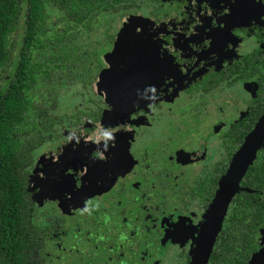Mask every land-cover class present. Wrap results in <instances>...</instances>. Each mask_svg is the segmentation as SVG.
Returning a JSON list of instances; mask_svg holds the SVG:
<instances>
[{"label": "flooded vegetation", "instance_id": "obj_1", "mask_svg": "<svg viewBox=\"0 0 264 264\" xmlns=\"http://www.w3.org/2000/svg\"><path fill=\"white\" fill-rule=\"evenodd\" d=\"M111 5L89 30L70 26L72 57L94 64L51 78L41 143L31 122L14 134L34 144L0 219V264H194L221 184L234 192L206 264L234 228L251 264L264 252V0ZM235 205L246 206L236 220ZM181 220L197 229L191 242Z\"/></svg>", "mask_w": 264, "mask_h": 264}, {"label": "trees", "instance_id": "obj_2", "mask_svg": "<svg viewBox=\"0 0 264 264\" xmlns=\"http://www.w3.org/2000/svg\"><path fill=\"white\" fill-rule=\"evenodd\" d=\"M107 8L112 9L111 0H0V69L7 71L6 67L11 66L13 76L6 82L0 102V219L3 213L13 210L12 203L22 188V184L15 182L23 172L22 156L34 144L24 145L14 134L21 135V126L31 122L33 133L30 134L28 126L23 132L31 137L36 135V143L40 142L41 131L47 129V106L55 96L53 88L48 90L51 78L66 80L71 73L70 65L74 64L72 68L77 70L78 65L94 64L88 51L72 57L74 53L68 48L73 37L70 26L79 30L84 25L81 29L89 30L88 20ZM49 13L61 16L59 21H52L53 27H62L60 30L49 28ZM66 22L69 25H64ZM31 115L36 116L34 120ZM235 204L242 205L239 199ZM236 205L234 220L246 210V206L237 209ZM236 236V228L220 235L210 264H245L253 250H238ZM6 241L15 243L7 234Z\"/></svg>", "mask_w": 264, "mask_h": 264}, {"label": "water", "instance_id": "obj_3", "mask_svg": "<svg viewBox=\"0 0 264 264\" xmlns=\"http://www.w3.org/2000/svg\"><path fill=\"white\" fill-rule=\"evenodd\" d=\"M263 125H264V118L260 121L256 130L261 131ZM252 136L259 137L256 131L253 132ZM249 163L250 161L246 162L244 170L247 164ZM232 172L233 170L230 171V176ZM224 189H225L224 186L221 184L220 190L217 194V202H216L217 206L211 209L208 215V218H207V222H210V220L212 219V231H208L207 230L208 227L206 226L203 229V232L201 234V243L195 252L194 264H206L208 257L212 251L214 238L217 235L218 230L220 228V223H221V220L225 212L226 204L231 200L233 192H234V189L231 184L228 185V192L226 191L224 192ZM219 205L221 206L220 208H218ZM257 257L258 256L252 257L251 261L254 262Z\"/></svg>", "mask_w": 264, "mask_h": 264}, {"label": "rangeland", "instance_id": "obj_4", "mask_svg": "<svg viewBox=\"0 0 264 264\" xmlns=\"http://www.w3.org/2000/svg\"><path fill=\"white\" fill-rule=\"evenodd\" d=\"M59 17H61V16L58 14H55V13L50 14L49 13L47 23H48L49 28L53 29L52 31H54L56 28H59V25H57L56 28L52 26V25H54V23L52 21H55V20L59 21L58 20V19H60ZM101 34H102V32L100 30H98V32H96V35L94 37H91V36L89 37L86 45H90L95 41L101 40ZM84 39H85V36H84L83 40ZM251 264H264V252L261 253L260 255H258V257L255 259V261L251 262Z\"/></svg>", "mask_w": 264, "mask_h": 264}, {"label": "snow or ice", "instance_id": "obj_5", "mask_svg": "<svg viewBox=\"0 0 264 264\" xmlns=\"http://www.w3.org/2000/svg\"><path fill=\"white\" fill-rule=\"evenodd\" d=\"M137 38H143V34L140 32V34L137 35ZM152 39H153V38L151 37V40H152ZM159 63H160V65H161L162 67L166 68V66H165V64H164L163 61H159ZM121 66L123 67V64H121ZM109 71H110V70H109ZM67 190H68V191H71V186H70V185H69V187H68ZM184 223H185V222H184V221L182 222V220H181V221L179 222V224L174 225L173 227L176 229L178 235L182 236L184 239L189 240V241L191 242V234H192L193 232H196L197 229H196L195 227L185 228V227H184ZM201 227H203V225H201Z\"/></svg>", "mask_w": 264, "mask_h": 264}]
</instances>
